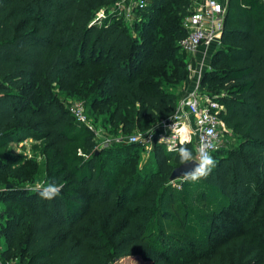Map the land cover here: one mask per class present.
I'll return each instance as SVG.
<instances>
[{
	"label": "trees",
	"instance_id": "trees-1",
	"mask_svg": "<svg viewBox=\"0 0 264 264\" xmlns=\"http://www.w3.org/2000/svg\"><path fill=\"white\" fill-rule=\"evenodd\" d=\"M117 1L0 0V258L220 264L226 243L217 246L225 235L217 233L233 225L240 226L233 240L264 248V0H228L219 46L199 81L200 90L217 96L219 118L237 145L217 149L210 175L196 183L182 179V187L167 184L180 165L175 153L153 142L155 169L143 176L133 165L140 145L96 152L92 133L51 94V85L75 75L86 118L98 106L106 124H120L123 133L132 132L131 117L156 125L173 114L181 94L169 87L188 74L177 42L189 0H145L134 11L136 35L122 17L90 22ZM27 138L40 144L45 185H63L52 200L22 186L34 180L35 162L8 153L9 144ZM186 146L194 152L192 142ZM14 159L23 165L13 173L20 165Z\"/></svg>",
	"mask_w": 264,
	"mask_h": 264
},
{
	"label": "built area",
	"instance_id": "built-area-1",
	"mask_svg": "<svg viewBox=\"0 0 264 264\" xmlns=\"http://www.w3.org/2000/svg\"><path fill=\"white\" fill-rule=\"evenodd\" d=\"M227 2L228 0H189L187 13L181 19V27L185 34L177 42L187 57L192 56L200 46L214 45L216 47L219 44ZM145 3V0H119L113 4L111 13L122 16L126 22H131L133 21L132 12L142 8ZM108 19L109 13H104L98 9L90 22L107 23ZM198 68L196 70L190 63L187 64L186 69L191 73L189 74L190 77L193 76V82L191 81L189 88L187 87L188 89L178 98L175 110L169 118L159 122L154 129L146 133L132 134L125 138H118L114 142L138 144L147 151L155 142L162 144L168 151L173 143H179L180 137L177 136L176 130L180 129L191 137L194 155L202 142L211 143L215 146V150L210 154L223 147L220 142V134L221 129L226 130V127L219 118L222 105L217 101V96H205L200 92V66ZM67 109L78 124L92 133L93 139L99 136V130H96L86 118L81 102L72 101ZM94 142L95 149H97L98 141L94 140ZM106 142L107 140H104V143L99 142V147H107ZM0 264L10 263L0 259Z\"/></svg>",
	"mask_w": 264,
	"mask_h": 264
},
{
	"label": "rangeland",
	"instance_id": "rangeland-1",
	"mask_svg": "<svg viewBox=\"0 0 264 264\" xmlns=\"http://www.w3.org/2000/svg\"><path fill=\"white\" fill-rule=\"evenodd\" d=\"M147 1L149 2V0H147ZM112 8L113 7L111 5H108L106 7L100 8V11H102L104 13H109L108 21L114 16L117 20H121L120 17H122V16L113 15L111 13ZM132 14H133V20L135 18L139 17L138 13H136L134 11L132 12ZM132 22L133 21H131V22L123 21L124 25L126 26L127 32L130 35H136L137 34L136 27L134 28V26H133L134 24H132ZM218 46H219V44L216 45V47H214L213 49L215 50ZM185 60H186V66L189 63L192 66L190 56L186 57ZM195 65H197V64H195ZM189 74H191V73L188 71V74H187L188 78H189ZM74 79H75V75H72L70 77L65 78L64 81L59 82V84L50 86L51 87V94L53 96H56V98L59 99L60 104L63 107H67L72 101H75L80 97L79 95H77L75 93V87L73 85ZM190 79H191V77H190ZM34 83H36V82H34ZM170 84H173V83H170ZM190 84L188 83L187 87H189ZM173 85L174 86L169 87V91H173L176 94H182L183 85H181V83L180 84H173ZM200 92L203 95L208 96V93H206L208 91H205V90L203 91V89H202V90H200ZM79 102H81V101H79ZM131 111H133V110L131 109ZM105 118H106V114L98 106L91 107L90 117L88 118V121L96 128V130H99V133H98L99 136L94 137V140L98 141V143H97L98 148L96 149V152H98L100 148H104V147H99L100 143H104V140H107V142H106L107 147L117 145V144L118 145L119 144H126V143H116V142H114V140H116L118 138H125V137L132 135V134H143V132L146 133V132L154 129L158 125V124L153 125L154 123H149V122H144V121H135L134 117H131V119H133V122H134L132 132L123 133L120 130V127H121L120 124L118 126L108 125V124H106L107 122L105 121ZM220 136H221L220 142L222 143V146L224 148L236 147L238 139L236 136H234L232 134V132L229 129H227V128H226V130L221 129ZM33 142L35 143V141L32 140V143H27L25 145L10 144V149H8L9 154L23 156V158L21 159L22 161H24L25 159H31L35 162L34 165L32 163L29 164L30 168H33L35 166L34 167L35 171L33 174V176L35 177L34 180L32 182L27 181V182H24L22 184V186L26 189L36 188V186L38 184H44L45 185V183L43 182V156L41 155L40 144L38 145V143H36L37 145L34 144L35 146H32ZM21 160H19V159L15 160V161L19 162L20 165L17 167L15 166L12 169L13 173L23 165V162ZM133 165H136L137 168L142 171L143 176H146L148 173H150L152 170L155 169V166L153 164V160L149 154V151H147L146 149H139L136 152V155L133 158ZM3 181H5V180H3ZM167 184L177 187V185L180 184V180L175 179L171 174H169L168 178H167ZM1 190H3V188H2V185L0 184V191ZM2 209H3V207H1V205H0V213H1ZM201 211H203V210H201ZM209 211H210V208H207L203 212L205 214H208ZM239 229H240L239 225H233V226H230V228L228 229V231L226 233H222V232L217 233V236L223 235V234H225V235L222 239H220V241L218 240L219 244L217 245V243H216L214 245V247L216 245L221 246L224 243H226V245H224L222 247L223 251L222 252L220 251L221 252L220 253V261H221L220 264H250L251 262H256L258 264L259 263L264 264V260L262 259L263 255H264V253H263L264 248L263 247H258V244H254V246L250 248V245L247 242H246V244L243 245V243H244L243 241L237 242L236 240H233V237L238 235L237 233H239ZM251 237H253V236H251ZM2 244H3V242H2V240H0V246H2ZM249 248L251 250L255 251L254 254L249 258L248 261L240 263V260H242V257L246 254V252L250 251ZM124 263L130 264L129 261H125Z\"/></svg>",
	"mask_w": 264,
	"mask_h": 264
},
{
	"label": "clouds",
	"instance_id": "clouds-1",
	"mask_svg": "<svg viewBox=\"0 0 264 264\" xmlns=\"http://www.w3.org/2000/svg\"><path fill=\"white\" fill-rule=\"evenodd\" d=\"M176 134L180 137L179 143H173L168 151L176 154L175 158L180 165H191L190 168L182 172L183 181L196 183L202 178H207L217 164V161L210 154L215 150V146L211 143L202 142L194 155L193 151L186 146L191 142V137L180 129L176 130ZM177 187H182V185H177ZM62 188V184L49 182L46 185L38 184L36 191L40 198L52 200L59 195Z\"/></svg>",
	"mask_w": 264,
	"mask_h": 264
},
{
	"label": "crops",
	"instance_id": "crops-1",
	"mask_svg": "<svg viewBox=\"0 0 264 264\" xmlns=\"http://www.w3.org/2000/svg\"><path fill=\"white\" fill-rule=\"evenodd\" d=\"M215 46L213 45H210L208 47H204V46H200L199 48H197V50L193 53L191 57V63H192V66L194 67V69L197 70L198 66H200V73L202 74V72H204L205 70L208 69V62H209V58L213 52V48ZM197 64V65H195ZM195 65V66H194ZM196 76V74H195ZM190 79V75H189V78L187 77V79H185V81H183L181 83V85H183V92H185L188 88H187V85L188 83L190 84L191 83V80L193 79V76L191 77ZM193 82V81H192ZM27 143H32V139L30 138H27L23 141H20L18 143H14V144H19V145H25ZM8 147L10 148V144L8 145ZM12 147V146H11ZM3 246V244H2ZM2 246H0V249L2 248Z\"/></svg>",
	"mask_w": 264,
	"mask_h": 264
},
{
	"label": "water",
	"instance_id": "water-1",
	"mask_svg": "<svg viewBox=\"0 0 264 264\" xmlns=\"http://www.w3.org/2000/svg\"><path fill=\"white\" fill-rule=\"evenodd\" d=\"M191 165L188 166H182V165H178L177 167H175L172 172L171 175L175 178V179H180L183 178L182 177V172L186 171L188 168H190Z\"/></svg>",
	"mask_w": 264,
	"mask_h": 264
}]
</instances>
